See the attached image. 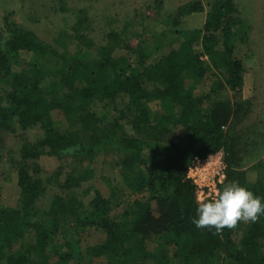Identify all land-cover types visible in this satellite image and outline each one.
I'll list each match as a JSON object with an SVG mask.
<instances>
[{"label": "trees", "instance_id": "obj_1", "mask_svg": "<svg viewBox=\"0 0 264 264\" xmlns=\"http://www.w3.org/2000/svg\"><path fill=\"white\" fill-rule=\"evenodd\" d=\"M203 12L190 2L169 16L173 28L125 38L130 22L116 21L124 28L113 22L102 44L81 16L73 52L43 18L0 23V137L43 132L13 161L15 207L2 206L0 188V264H264V215L222 235L192 223L195 158L223 151L224 184L264 198V159L244 168L237 153L251 101L225 98L243 91L249 27L234 0L214 1L199 28L179 27ZM112 146L121 158L102 175ZM43 156L77 164L46 179Z\"/></svg>", "mask_w": 264, "mask_h": 264}, {"label": "rangeland", "instance_id": "obj_2", "mask_svg": "<svg viewBox=\"0 0 264 264\" xmlns=\"http://www.w3.org/2000/svg\"><path fill=\"white\" fill-rule=\"evenodd\" d=\"M195 1L203 5L205 12L184 18L179 26L192 29L203 25L210 6L216 0H0V23L4 24L5 17L11 13L15 14L11 19L21 24H25L33 17L43 18L54 24L57 31L61 32V41L66 42L73 52L75 46L70 38L77 33L75 25L81 16L87 19L85 26H91L84 33H90L91 37H96V41L102 44L101 40L110 31L113 22H130L128 26L130 33L125 34L124 38L130 34H141L152 30L158 33L173 28L172 22L168 21L169 16L176 15L180 6ZM234 2L242 14L245 25L249 27L247 44L252 53L245 62L242 93L236 95L227 92L225 98L230 100L232 105L251 101L248 112L242 111V124L235 130V133H240L242 136V140L237 145L238 156L242 158L241 166L249 168L264 159V0H234ZM120 25L117 23L114 27ZM121 26L119 31L124 28ZM139 39V37L129 39V46L136 48ZM244 109L243 103L242 110ZM42 133L41 129L36 128L26 132L19 131L16 134L6 133L0 137L2 206L13 208L19 199L20 189L13 164L18 158L19 148L26 141L34 143ZM111 148L112 150H106L101 154L102 175H111L121 158L118 151L116 152L117 147ZM36 163L41 168V177L46 179L52 178L57 171L61 172L60 177H62V174L65 175L77 164L73 162V158L59 160L45 156L39 158ZM250 176L254 174L250 173ZM87 189L88 187L85 186L83 191Z\"/></svg>", "mask_w": 264, "mask_h": 264}, {"label": "clouds", "instance_id": "obj_3", "mask_svg": "<svg viewBox=\"0 0 264 264\" xmlns=\"http://www.w3.org/2000/svg\"><path fill=\"white\" fill-rule=\"evenodd\" d=\"M79 146L65 149L66 154H74ZM264 198L255 195L238 182H228L216 193L214 199L198 200L197 216L192 223L198 229H215L213 234L222 235L223 230L234 229L241 221L257 222L264 215Z\"/></svg>", "mask_w": 264, "mask_h": 264}, {"label": "built area", "instance_id": "obj_4", "mask_svg": "<svg viewBox=\"0 0 264 264\" xmlns=\"http://www.w3.org/2000/svg\"><path fill=\"white\" fill-rule=\"evenodd\" d=\"M188 179L195 188V200L214 199L227 180L225 154L218 151L205 158H195L188 171Z\"/></svg>", "mask_w": 264, "mask_h": 264}]
</instances>
